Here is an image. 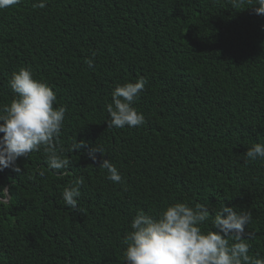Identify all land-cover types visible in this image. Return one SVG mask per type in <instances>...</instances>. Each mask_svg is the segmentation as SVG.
<instances>
[{
	"label": "trees",
	"instance_id": "trees-1",
	"mask_svg": "<svg viewBox=\"0 0 264 264\" xmlns=\"http://www.w3.org/2000/svg\"><path fill=\"white\" fill-rule=\"evenodd\" d=\"M36 2L0 10V109L14 98L12 73L30 67L56 93L54 107L67 108L57 149L70 163L50 170L41 148L17 160L21 173L0 171V188L11 189L0 204V264H127L123 240L136 213L176 202L205 204L213 217L221 204L250 211L249 255L264 259V162H245L249 147L264 144L259 5ZM141 76L147 84L133 107L145 123L108 128L112 91ZM76 140L85 147L69 151ZM96 146L104 153L93 160ZM104 159L120 183L107 179ZM79 179L73 210L62 193Z\"/></svg>",
	"mask_w": 264,
	"mask_h": 264
},
{
	"label": "clouds",
	"instance_id": "clouds-1",
	"mask_svg": "<svg viewBox=\"0 0 264 264\" xmlns=\"http://www.w3.org/2000/svg\"><path fill=\"white\" fill-rule=\"evenodd\" d=\"M21 0H0V10L20 4ZM246 0H231L234 7L245 4ZM257 4V15H264V0H247ZM34 8L47 7V0H37ZM85 60L89 68L94 66V58ZM147 79L139 77L135 82L118 84L111 93L112 100L106 111L108 128L138 127L145 123L143 113L133 107L145 89ZM8 85L14 94L10 104L0 109V171L11 169L21 173L17 164L20 157L43 151L50 170H61L70 161L63 158L57 145L61 136L66 106L54 107L57 95L42 80L34 77L30 67H21L12 73ZM85 147L84 141H75L69 151ZM104 150L96 146L90 150V158ZM264 162V144L255 143L245 153V162ZM108 173L107 179L120 183L122 176L109 159L100 165ZM43 176L44 173L40 172ZM83 179L75 181V186L66 187L62 198L73 210L78 208L80 186ZM11 189L0 188V204L11 199ZM226 214V215H225ZM252 220L251 212H237L232 207L221 204L215 216L210 215L209 207L187 202L169 204L162 211L152 214L139 210L130 224V231L124 237V261L127 264H264V259L249 255L250 245L246 242L245 226ZM211 222V227L205 225ZM215 229V231L213 230Z\"/></svg>",
	"mask_w": 264,
	"mask_h": 264
}]
</instances>
